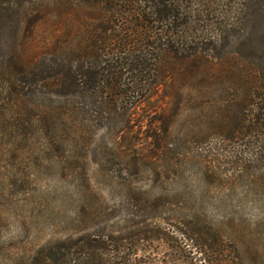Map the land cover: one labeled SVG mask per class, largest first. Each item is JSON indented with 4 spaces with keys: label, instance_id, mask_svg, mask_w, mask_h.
<instances>
[{
    "label": "rangeland",
    "instance_id": "obj_1",
    "mask_svg": "<svg viewBox=\"0 0 264 264\" xmlns=\"http://www.w3.org/2000/svg\"><path fill=\"white\" fill-rule=\"evenodd\" d=\"M242 3L196 7L197 23L191 21L208 30L211 55L253 56L241 47L252 15ZM22 13H0V60L14 48L44 62L64 24L49 12ZM73 18L77 26L98 23L96 12ZM25 79L0 66V264H53L44 245L80 229L112 236L133 264H264V216L241 174V149L250 143L256 150L264 134L249 131L241 116L218 115L221 84L168 77L148 101L143 82L145 89L117 108L128 120L104 114L94 121L89 111L74 133L39 107L55 105L52 91ZM131 80L128 74L123 82ZM154 135L164 139L160 159L153 157ZM56 261L64 264V257Z\"/></svg>",
    "mask_w": 264,
    "mask_h": 264
},
{
    "label": "trees",
    "instance_id": "obj_2",
    "mask_svg": "<svg viewBox=\"0 0 264 264\" xmlns=\"http://www.w3.org/2000/svg\"><path fill=\"white\" fill-rule=\"evenodd\" d=\"M242 1L245 9L252 10L251 23L241 40V47L253 50L251 57L208 53L215 49L210 46L213 41L208 30L197 31L191 20L196 7L210 5L212 0H0L2 15L21 14L19 9H23L27 18L33 8L40 13L49 12L56 23L62 21L65 27L49 43L51 51L44 62L29 61L12 48L10 55L2 57L0 66L9 74L29 78L39 92L50 89L55 105L39 107L46 115L51 112L62 124L69 123L74 133L86 126L83 122L89 111L96 117L94 121L104 114L128 120L127 112L117 109L122 100L135 90L143 91V82L148 83V101L154 100L156 90L170 77L174 83L184 79L189 83L196 80L201 86L221 84L224 89L220 100H216L218 115L222 111L224 118L241 116V124L248 123L249 131L254 128L257 135L264 134V0ZM86 12H96L98 23L84 27L79 16ZM67 13L73 16H65ZM75 16L82 21L78 26ZM197 20L194 17V23ZM261 27V38L253 41L252 34ZM221 32L219 29V36ZM41 74L46 76L39 83L36 78ZM128 74L132 80L125 83L123 79ZM136 76L141 77L140 83ZM158 136L154 135V158L161 157L156 150L163 149L164 139ZM255 144L256 150L250 143L248 149H241V174L253 196L255 211L264 216V143ZM132 148L137 149L135 145ZM132 159L136 160L131 158V163ZM115 242L107 234L81 233L80 229L75 235L70 233L61 241L44 245L43 251L53 264H59V255L64 257V264H133Z\"/></svg>",
    "mask_w": 264,
    "mask_h": 264
}]
</instances>
